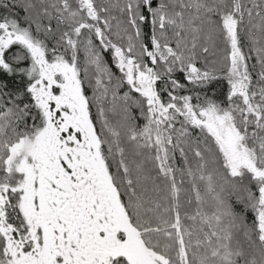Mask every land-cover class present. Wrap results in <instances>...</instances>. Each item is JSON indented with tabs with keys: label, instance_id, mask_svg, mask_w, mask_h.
<instances>
[{
	"label": "snow or ice",
	"instance_id": "6c2138e0",
	"mask_svg": "<svg viewBox=\"0 0 264 264\" xmlns=\"http://www.w3.org/2000/svg\"><path fill=\"white\" fill-rule=\"evenodd\" d=\"M0 264H264V0H0Z\"/></svg>",
	"mask_w": 264,
	"mask_h": 264
}]
</instances>
